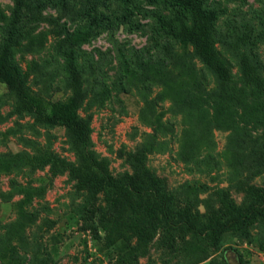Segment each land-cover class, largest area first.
Here are the masks:
<instances>
[{
    "label": "rangeland",
    "instance_id": "1",
    "mask_svg": "<svg viewBox=\"0 0 264 264\" xmlns=\"http://www.w3.org/2000/svg\"><path fill=\"white\" fill-rule=\"evenodd\" d=\"M201 1L214 14L228 83L168 33L164 23L176 15L190 24L178 0H0V53L20 4L8 58L28 93L48 107L68 101L71 60L82 91L77 113L90 125L94 158L115 178L143 163L164 180L176 210L206 223L225 217L221 192L244 206L248 186L264 190V126L245 120L250 99L240 68L245 54L264 77V0ZM17 153L79 165L67 131L16 113L0 80V161ZM25 190L38 192L26 199ZM87 193L66 170L51 175L49 166L0 162V264H223L224 251L231 264L238 254L246 264H264L261 221L224 233L217 246L198 242L195 253L155 238L136 255L134 242L103 231Z\"/></svg>",
    "mask_w": 264,
    "mask_h": 264
},
{
    "label": "trees",
    "instance_id": "2",
    "mask_svg": "<svg viewBox=\"0 0 264 264\" xmlns=\"http://www.w3.org/2000/svg\"><path fill=\"white\" fill-rule=\"evenodd\" d=\"M178 3L188 10L190 24L176 15L164 23L168 33L180 43L191 45L195 54L218 80L230 82L232 75L215 46L212 33L214 14L204 9L201 0H178ZM19 15L20 4H17L9 41L0 53V80L15 98L16 113L32 114L41 124L61 127L67 131L71 149L79 158V165H70L51 154L17 153L0 161L3 166L30 169L49 166L51 175L61 170L68 171L88 192L86 203L92 213L96 214L107 236L115 241L134 242L133 253L136 255L145 252L155 238L172 251H176L180 245L183 251L195 253L194 247L198 242L206 241L217 246L226 232L244 231L258 221L264 223V190L255 186L246 188L250 200L244 206H237L221 192L225 217L200 223L187 209L174 208L172 196L165 192L164 180L151 174L143 163L137 164L133 174L120 178L111 176L107 168L89 151L91 129L89 123L79 118L77 113L82 91L78 71L72 61L68 64L72 95L68 101H57L50 107L28 93L20 71L9 62L8 53L14 43ZM173 23H177L176 29ZM240 68L245 93L250 99L245 105V120L264 126V77L245 54L240 58ZM24 192L26 199H30L38 191ZM221 258L223 264H231L225 251ZM234 262L246 264L239 254Z\"/></svg>",
    "mask_w": 264,
    "mask_h": 264
}]
</instances>
